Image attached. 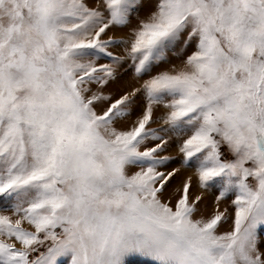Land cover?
Instances as JSON below:
<instances>
[{"label":"snow or ice","instance_id":"obj_1","mask_svg":"<svg viewBox=\"0 0 264 264\" xmlns=\"http://www.w3.org/2000/svg\"><path fill=\"white\" fill-rule=\"evenodd\" d=\"M140 260L264 264V0H0V264Z\"/></svg>","mask_w":264,"mask_h":264},{"label":"rangeland","instance_id":"obj_2","mask_svg":"<svg viewBox=\"0 0 264 264\" xmlns=\"http://www.w3.org/2000/svg\"><path fill=\"white\" fill-rule=\"evenodd\" d=\"M123 34L124 33L119 31V30H114L113 32L109 33V35H116V36H121ZM114 51H116L117 53L123 54V49H114ZM101 62L103 63V62H106V61H101ZM172 63L179 64V61L173 59ZM125 82H128V83H125ZM131 83H134V81H133V78H132V72L129 69L127 74H125L123 76V79L121 81H119L116 84L111 85L109 89H106V91H117L118 94H119L120 91H123L126 88H128ZM163 111H164L163 109H159V110L156 111L155 115L158 117V116H160L163 113ZM170 153L171 154H175V147L174 146H173L172 149H170ZM190 175H193V172L191 170L183 171L181 173V175L178 176L177 179L174 180L173 183L169 186L168 193L169 194L173 193V190L178 188L180 186V184L182 183V181L187 176H190ZM193 184H194V186H193V189H192V195L193 196L202 195L204 197L203 203L200 205V208L202 210V213L205 216H207L208 214H210L212 212L213 208L217 207V205L214 202L215 194L212 193V192H203L201 189H199V187L196 186V184H195V178L193 179ZM227 205H228V202H225L223 204H220L219 207L222 209V208L226 207ZM197 218H199V217H197ZM230 225H231V222L229 221V223L225 224L220 229V231L230 230ZM136 264H149V262L144 261V260H140V261H137Z\"/></svg>","mask_w":264,"mask_h":264}]
</instances>
